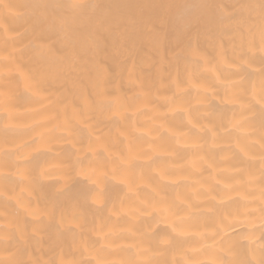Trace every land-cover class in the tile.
<instances>
[{
  "label": "bare ground",
  "instance_id": "obj_1",
  "mask_svg": "<svg viewBox=\"0 0 264 264\" xmlns=\"http://www.w3.org/2000/svg\"><path fill=\"white\" fill-rule=\"evenodd\" d=\"M33 2L4 0L13 5L0 8V21L10 35L34 21L36 11L19 7ZM184 2L186 9L173 20L177 30L196 13L201 0ZM225 55L226 64L211 74L193 66L191 86L184 73L177 77L178 85L167 77L128 80L126 70L111 57L98 59L97 68L82 81L87 99L94 100L97 91L89 78L106 75L104 91L115 109L111 119L94 126L99 127L96 136L101 139L85 157L87 164L95 153L97 163L88 174L97 182L77 177L70 183L78 200L80 227L69 220L59 240L50 234L33 243V259L59 254L66 260L93 261L86 245L89 250L102 247L112 264H185L194 259L210 264L213 253L202 248L201 233L207 235L206 230H212L216 240L225 236V230V240L234 238L231 255L224 259L259 258L258 245L264 242L259 224L264 210V108L251 96L255 91L260 99V72L253 69L260 68L261 58L258 51L255 55L245 51L252 69L238 72L229 66L239 63L234 54ZM16 65L0 81L6 103L0 113L6 125L0 140L16 152L30 151L49 135L57 113L50 110L51 98L42 105L33 103L21 80V70L30 65L20 60ZM117 73L122 76L120 87L112 91L110 80ZM213 78L216 82L209 83ZM72 105L82 106L75 97ZM87 145L85 130L79 146ZM51 156L42 148L30 159L38 168L47 165ZM14 170L10 158L4 178L9 189ZM55 173V168L46 167L47 175ZM56 184L47 180V194ZM13 208L9 205V214ZM243 235L250 239H240Z\"/></svg>",
  "mask_w": 264,
  "mask_h": 264
},
{
  "label": "clouds",
  "instance_id": "obj_2",
  "mask_svg": "<svg viewBox=\"0 0 264 264\" xmlns=\"http://www.w3.org/2000/svg\"><path fill=\"white\" fill-rule=\"evenodd\" d=\"M8 7L13 5L0 0V8ZM19 7L38 15L15 36L0 21V81L7 70L17 67V60L28 63L30 68L21 70L25 92L37 105L51 98L50 110L57 115L49 135L30 151L16 152L0 140V264H112L102 247L89 250L84 245L93 261L66 260L59 254L33 259L30 252L33 243H41L50 234L59 240L67 221L80 227L78 200L70 183L77 177L97 182L88 174L97 163L95 153L87 164L85 157L101 139L96 136L99 127L94 126L111 119L115 103L104 91L106 75L97 73L89 78V84L97 89L92 101L87 99L82 81L89 70L97 68L98 59L107 55L126 70L128 80L147 76L163 81L167 77L169 83L178 85L177 77L184 73L191 86L193 66L211 74L226 64L225 54L231 51L239 63L229 66L239 72L252 69L245 51L252 55L258 51L261 66L253 70L260 72V99L255 91L251 98L264 108V0H201L181 30L174 27L173 20L177 12L186 9L184 0H34ZM121 78V73L111 77L112 91L119 89ZM214 82V78L209 81ZM74 97L81 101L79 109L72 105ZM5 107L0 92V113ZM5 127L0 120V132ZM85 130L86 149L79 146ZM42 148L52 156L47 165L37 168L30 158ZM10 158L15 181L9 189L4 178ZM46 167L55 168L56 173L47 175ZM48 179L57 181L51 195L46 191ZM9 205L14 206L11 214ZM259 224L264 235V210ZM206 232L201 233L202 248L213 253L210 264H264V242L258 245L259 258L228 260L223 256L231 255L234 238L225 240L226 230L219 240L212 230ZM239 238L250 239L247 235ZM185 264H205V260Z\"/></svg>",
  "mask_w": 264,
  "mask_h": 264
}]
</instances>
